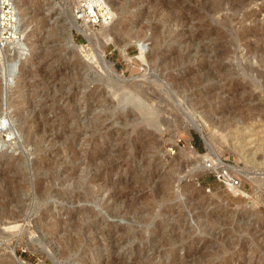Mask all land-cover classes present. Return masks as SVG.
Segmentation results:
<instances>
[{
    "label": "rangeland",
    "instance_id": "374dc122",
    "mask_svg": "<svg viewBox=\"0 0 264 264\" xmlns=\"http://www.w3.org/2000/svg\"><path fill=\"white\" fill-rule=\"evenodd\" d=\"M108 1L97 29L69 0L11 1L0 264H264V0Z\"/></svg>",
    "mask_w": 264,
    "mask_h": 264
},
{
    "label": "built area",
    "instance_id": "2783aa9c",
    "mask_svg": "<svg viewBox=\"0 0 264 264\" xmlns=\"http://www.w3.org/2000/svg\"><path fill=\"white\" fill-rule=\"evenodd\" d=\"M11 1L0 0V52H3L4 57H6L5 64L13 52L18 53L22 50L23 47L19 43L24 42L22 35L18 32L16 13L11 6ZM70 5L75 21L82 26L96 29L112 19L104 0H70ZM3 128H7L5 123L0 127V138L4 136V140L7 141L6 134L1 132ZM213 167H215L214 163H206V168L214 171L217 180L226 182L231 186L237 184L235 177H228L229 170ZM21 262L27 261L21 260Z\"/></svg>",
    "mask_w": 264,
    "mask_h": 264
},
{
    "label": "bare ground",
    "instance_id": "6f19581e",
    "mask_svg": "<svg viewBox=\"0 0 264 264\" xmlns=\"http://www.w3.org/2000/svg\"><path fill=\"white\" fill-rule=\"evenodd\" d=\"M43 1H49V0H43ZM105 1V5L107 6V8L109 9V12H110V14H111V17H114L115 15H116V12H117V10H116V8L115 7H113L111 4H110V2L108 1V0H104ZM49 4H52L51 2H49ZM14 4L13 3H11V6L12 7H14L15 5H18V7H16L17 8V10L15 11V9H14V11H15V13L17 12V11H19L18 13H20V17H23L22 19L20 18V20L22 21V20H24V18H25V14H24V11H25V8L23 9V4L22 5H19V3H15V5L13 6ZM69 5H70V0H69ZM172 8L175 6L174 4H172V5H170ZM220 7V2L219 1H217V0H215V2H213L212 4H211V10H213V11H215L216 12V10L218 9ZM70 8H71V5H70ZM171 9V8H170ZM210 10V11H211ZM173 11V10H172ZM71 12H72V10H71ZM158 13V10H156V11H152L151 12V15L152 16H154L155 14H157ZM146 14V13H145ZM17 15V14H16ZM19 16V15H18ZM18 16H16V17H18ZM73 18H74V16H73ZM153 18V17H152ZM178 18L176 17V19L175 20H177ZM16 20L17 21H20L19 19H17L16 18ZM74 21H72V23H73V25L74 26H76V27H78V22H76L75 21V19H73ZM110 22V21H109ZM81 25V24H80ZM105 25H107V23L105 24ZM116 26H117V24H116ZM114 27V28H112V31H114L116 34H117V32H120V33H123V35H124V27ZM28 27V26H27ZM88 27V26H87ZM101 27V26H100ZM25 28H26V26H25ZM89 28V27H88ZM97 29V28H96ZM26 30V29H25ZM24 29H23V31H25ZM81 31V30H80ZM107 31V30H106ZM119 33V34H120ZM82 34H84L86 37H87V39L88 38H90L92 35H94L91 31H90V29H84L83 31H82ZM170 33H168V35H169ZM121 35V34H120ZM121 36L120 38H121V40H117L119 43L120 42H123L124 40V36ZM126 35V34H125ZM103 36H105V33L103 34ZM119 36V35H118ZM93 38V37H92ZM119 38V37H118ZM119 38V39H120ZM160 43V42H159ZM159 43H154V48H153V53L152 54H150V53H148V58L149 59H151L152 60V58L154 57V55H155V53H156V51H157V49L159 48ZM19 45H22V47L24 48V44H20L19 43ZM22 48V50L21 51H18V53H16V55L14 56L15 58H14V62H16V59H18V60H20L21 59V56H22V54H23V49ZM143 47H139V50L140 49H142ZM101 53V55L102 56H104V54L102 53V52H100ZM142 53V52H141ZM140 55V54H139ZM101 56V57H102ZM139 57V56H138ZM146 58V57H145ZM178 59H182L181 58V56H178ZM177 59V60H178ZM150 60V61H151ZM149 61V60H148ZM148 61H147V63H148ZM154 61V60H153ZM131 87L134 89V90H136V91H138L139 92V94L140 93H142V94H145V93H143L144 91H142V87H140V86H137V85H131ZM135 91V92H136ZM142 91V92H141ZM145 92H146V90H145ZM150 92V91H149ZM125 100H126V98H125ZM127 101V100H126ZM132 101V100H131ZM130 101V102H131ZM123 102V101H122ZM135 103V101H132L131 103ZM133 103V104H134ZM137 104V103H136ZM135 104V105H136ZM139 106V105H138ZM137 107V106H136ZM138 108V107H137ZM141 110V109H140ZM144 110V109H143ZM138 111H139V109H138ZM145 112V111H144ZM142 114V113H141ZM148 114V113H147ZM199 121V120H198ZM212 122V121H211ZM213 123V122H212ZM192 124H193V128L199 133V134H201L202 135V139H204V141H205V143H207L209 140H208V134H205L204 133V126L201 124V122H192ZM209 124H211V123H209ZM215 124V123H214ZM4 125V122H0V127H2ZM206 126H208L207 125V123L205 124ZM7 131H9V129L7 130ZM6 131V132H7ZM264 131V130H263ZM10 134V133H9ZM210 136V135H209ZM2 138L3 137H1L0 139V146H1V143H2ZM10 139V138H9ZM3 145V144H2ZM191 153L192 154H194V152L193 151H191ZM212 163H214V162H212ZM215 163H217V160L215 161ZM214 163V165H215V167L217 168V167H220L221 169H225V170H229V169H226L224 166H222V165H217L216 166V164ZM200 167V166H199ZM215 167H213V168H215ZM203 168V167H202ZM230 176H233L232 175V173L230 172V170H229V174H228V177H230ZM237 183H238V181H237ZM233 184V183H232ZM233 188H236V187H238V186H232ZM211 218V217H210ZM213 219V218H212ZM40 245L42 244V242H40L39 243ZM43 245V244H42ZM13 262H16V261H13ZM26 262H24V263H22V264H25ZM148 264H151L150 262H148Z\"/></svg>",
    "mask_w": 264,
    "mask_h": 264
}]
</instances>
